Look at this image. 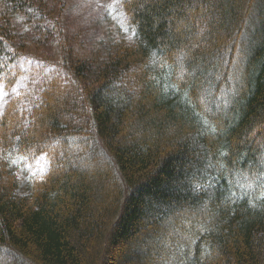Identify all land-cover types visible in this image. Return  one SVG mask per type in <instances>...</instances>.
Returning <instances> with one entry per match:
<instances>
[{
	"label": "trees",
	"instance_id": "obj_1",
	"mask_svg": "<svg viewBox=\"0 0 264 264\" xmlns=\"http://www.w3.org/2000/svg\"><path fill=\"white\" fill-rule=\"evenodd\" d=\"M254 1L122 0L134 41L78 56L64 0H0V87L20 85L0 114V264H264ZM53 35L62 61L37 64ZM41 155L20 195L16 160Z\"/></svg>",
	"mask_w": 264,
	"mask_h": 264
},
{
	"label": "rangeland",
	"instance_id": "obj_2",
	"mask_svg": "<svg viewBox=\"0 0 264 264\" xmlns=\"http://www.w3.org/2000/svg\"><path fill=\"white\" fill-rule=\"evenodd\" d=\"M49 8L55 7L54 0H47ZM62 18V36L64 42L71 48L75 55L89 56L95 49L99 48L107 41H124L131 43L134 41V30L128 24V20L122 8V0H64ZM264 4V0H255L247 19L244 40L250 33L257 29L256 6L259 8ZM17 28L25 33L28 39H35L39 34L33 35L31 30L25 29L21 24ZM103 42V43H102ZM62 46L58 43V38L51 36L46 47H31L30 53L34 57V62L45 65L46 67L60 63L63 57ZM35 66L36 64L33 63ZM20 85L15 84L9 90L0 87V114L10 96L18 91ZM17 176L21 185L20 195H24L28 181L44 175L49 167L46 155L39 156L35 161L27 158L17 159ZM165 241H161V244ZM155 243H150L154 246ZM150 247V246H149ZM155 247V246H154ZM151 248V247H150ZM133 249V248H132ZM144 249V247H143ZM148 249V248H147ZM148 252V251H147ZM147 254V253H146ZM5 264H14L10 258L6 259Z\"/></svg>",
	"mask_w": 264,
	"mask_h": 264
},
{
	"label": "snow or ice",
	"instance_id": "obj_3",
	"mask_svg": "<svg viewBox=\"0 0 264 264\" xmlns=\"http://www.w3.org/2000/svg\"><path fill=\"white\" fill-rule=\"evenodd\" d=\"M262 199H264V195H262V197H261Z\"/></svg>",
	"mask_w": 264,
	"mask_h": 264
}]
</instances>
